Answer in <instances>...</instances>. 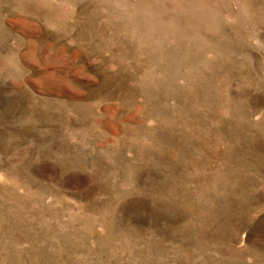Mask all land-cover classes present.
Segmentation results:
<instances>
[{"label": "rangeland", "instance_id": "374dc122", "mask_svg": "<svg viewBox=\"0 0 264 264\" xmlns=\"http://www.w3.org/2000/svg\"><path fill=\"white\" fill-rule=\"evenodd\" d=\"M0 264H264V0H0Z\"/></svg>", "mask_w": 264, "mask_h": 264}]
</instances>
